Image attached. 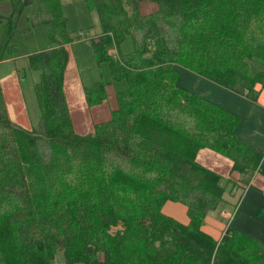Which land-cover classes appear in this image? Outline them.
<instances>
[{
    "label": "trees",
    "instance_id": "1",
    "mask_svg": "<svg viewBox=\"0 0 264 264\" xmlns=\"http://www.w3.org/2000/svg\"><path fill=\"white\" fill-rule=\"evenodd\" d=\"M141 1L84 0L101 26L90 40L100 80L84 87L89 120L88 110L107 101L108 80L126 87L109 118L81 134L63 92L72 39L60 0H0L12 8L0 63L16 52L18 18L33 4L54 45L26 57L38 78L36 129L9 120L0 90V264H264L255 239L230 227L216 239L202 229L224 203L225 184L231 193L256 177L264 188V152L237 137L236 115L178 87L175 69L256 102L264 71L248 64H264V0H150L157 8L147 17ZM202 150L229 160V176L201 165ZM169 202L185 208L187 224L162 212Z\"/></svg>",
    "mask_w": 264,
    "mask_h": 264
},
{
    "label": "rangeland",
    "instance_id": "2",
    "mask_svg": "<svg viewBox=\"0 0 264 264\" xmlns=\"http://www.w3.org/2000/svg\"><path fill=\"white\" fill-rule=\"evenodd\" d=\"M62 5V15L66 20V30L70 33L72 44L67 46L69 60L64 73L63 92L69 112L73 118V125L77 132L90 133L93 125L106 121L109 112L116 108L115 93L126 87L125 83H116L112 80L107 90V101L103 102L93 114L91 120L86 116V106L84 104V87L91 86L100 80L99 69L93 53L90 40L101 31L100 20L95 12H90L84 0H60ZM126 6V13L129 17H134V9L130 4ZM156 6L150 0H142L139 3L140 14L147 17L156 11ZM36 5L26 8L17 22L16 33L10 41L12 48L16 49L14 54L5 55V61L0 63V90L4 99V105L9 120L24 129L33 130L38 126V109L34 93L35 84L38 78L34 74L28 73L26 57L32 53L53 48V44L48 41L46 30L41 24L48 19L45 15L36 17ZM12 8L8 2L0 3V17L3 19L0 24V43L3 38V25L11 14ZM28 17L33 19V23L28 21ZM155 27L160 34H166L168 39H172L164 21L157 19ZM137 41L142 43L141 36ZM130 48V47H129ZM128 48V49H129ZM110 54L118 59L119 53L116 49ZM254 73L264 71V64L251 61L248 64ZM178 71L177 86L189 92L197 94L209 102L217 105L224 104L232 110L233 114L239 118L237 124V135L243 140H247V129L251 125V135L254 136V144L264 150V108L248 104L243 98L230 96L225 89L206 81L187 70L186 68L175 67ZM224 90V91H222ZM262 97L258 103H263ZM221 108V107H220ZM223 108V107H222ZM229 111V109H228ZM191 122V121H190ZM150 125V124H148ZM147 125V126H148ZM209 156L207 160L211 162L202 163L221 174L224 178L230 174V161L221 155L214 154L210 150H204ZM214 155L212 158L210 155ZM224 163L227 166H223ZM215 169H213L214 167ZM256 178V177H255ZM255 178L244 190L237 188V191L229 193L232 186L226 185L224 203L220 204L217 210L209 212L204 219L203 231L212 237L219 239L224 235L228 227L235 229L252 239H259L258 234L264 233V222L258 218V203L256 199L257 186ZM254 182V183H253ZM253 183V185H252ZM242 189V188H241ZM234 190V189H233ZM163 213L171 216L180 223L187 222L184 207L179 203H167L162 209ZM121 226L112 228L110 233L121 231ZM256 237V238H255ZM259 242L264 245V241ZM54 264H62L60 258Z\"/></svg>",
    "mask_w": 264,
    "mask_h": 264
},
{
    "label": "crops",
    "instance_id": "3",
    "mask_svg": "<svg viewBox=\"0 0 264 264\" xmlns=\"http://www.w3.org/2000/svg\"><path fill=\"white\" fill-rule=\"evenodd\" d=\"M222 91H224V90H222ZM225 92H228L229 94H230V96H232V97H236V98H243V100H246L247 102H248V104H254L255 106H260V107H263L264 108V101H262L263 103L261 104V103H258V101H260L261 100V98L263 97L264 98V91H261L260 92V96L258 97V100L256 101V102H251L250 100H248L247 98H244V97H242V96H239V95H236V94H234V93H232V92H229V91H227V90H225ZM219 106L222 108V109H224V110H226V111H228V109H229V112H230V108H228V106H225L224 104H219ZM231 113H233L232 112V110H231ZM252 126L250 125L249 127H248V129H247V136L246 137H248L247 138V140H243V139H241V138H239V136L237 135V137L241 140V141H243V142H245L246 144H248V145H250V146H252V147H254L255 149H257V150H259V151H263L264 152V150L263 149H260V148H258L257 146H256V144H254V142H252V141H256V140H254V136H252L251 135V130H252ZM237 129V128H236ZM236 134H237V132H236ZM208 156H209V154L208 153H205V151L204 150H202L200 153H199V155H198V157H197V160H198V162L201 164V162L202 163H205L206 161L207 162H211L212 160H207V158H208ZM211 156V158L214 156L213 154L212 155H210ZM205 161V162H204ZM231 163V162H230ZM202 165V164H201ZM230 166L232 165V164H229ZM204 166V165H203ZM223 166H227V164L226 163H224V165ZM212 167H214V166H212ZM217 167V166H216ZM216 167H214L213 169H215ZM207 168H208V166H207ZM210 169V168H209ZM252 181V180H251ZM254 183V182H253ZM253 183H252V185H253ZM250 184H251V182H250ZM257 188V193H256V199H257V201H258V203H260L259 204V206H258V209L259 210H261V209H264V188H258V187H256ZM164 208V207H163ZM185 209V208H184ZM259 210H258V213H259ZM186 212V211H185ZM171 217V216H170ZM260 217H262L261 218V221L263 220V222H264V215L263 216H258V218H260ZM187 222H188V220H187ZM187 222L186 223H183V224H187ZM203 229V228H202ZM258 236H259V239H255L256 241H258L259 242V240L260 241H264V233L261 231L259 234H258ZM256 238V237H255Z\"/></svg>",
    "mask_w": 264,
    "mask_h": 264
},
{
    "label": "built area",
    "instance_id": "4",
    "mask_svg": "<svg viewBox=\"0 0 264 264\" xmlns=\"http://www.w3.org/2000/svg\"><path fill=\"white\" fill-rule=\"evenodd\" d=\"M236 191H237L236 189L233 190L234 193H235Z\"/></svg>",
    "mask_w": 264,
    "mask_h": 264
}]
</instances>
